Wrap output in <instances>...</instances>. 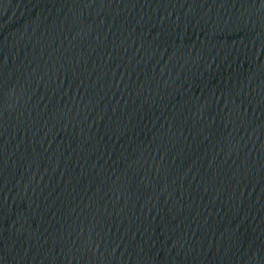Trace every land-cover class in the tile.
Segmentation results:
<instances>
[{
  "label": "water",
  "instance_id": "95a60500",
  "mask_svg": "<svg viewBox=\"0 0 264 264\" xmlns=\"http://www.w3.org/2000/svg\"><path fill=\"white\" fill-rule=\"evenodd\" d=\"M0 264H264V0H0Z\"/></svg>",
  "mask_w": 264,
  "mask_h": 264
}]
</instances>
